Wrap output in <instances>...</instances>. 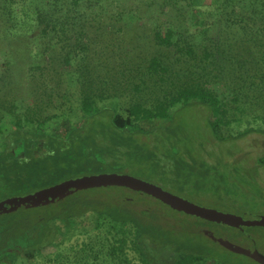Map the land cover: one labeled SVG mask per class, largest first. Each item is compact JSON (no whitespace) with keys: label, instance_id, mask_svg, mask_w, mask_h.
Masks as SVG:
<instances>
[{"label":"rangeland","instance_id":"1","mask_svg":"<svg viewBox=\"0 0 264 264\" xmlns=\"http://www.w3.org/2000/svg\"><path fill=\"white\" fill-rule=\"evenodd\" d=\"M200 1L209 4L212 0ZM113 3L114 10L123 9V17L116 14L117 19H114L106 15L105 29L90 25L85 37L89 41L85 54L70 64L60 49H49L52 54L31 57L30 49L37 50L44 38L33 35L38 32L36 29L17 33L6 29L10 19L0 1V139L20 118L27 130L43 129L64 136L72 126L85 119L83 100L91 96L94 106L102 111L95 117L96 122L92 119L83 132L87 135L93 127H99L112 142L115 126L111 114L121 113L125 118L136 102L150 108L169 104L174 97H179L180 90L202 80L220 95L225 105L230 124L223 125L222 135H241L248 126H264L260 119L264 117V103L261 106L256 97L250 98L245 93L234 96L232 92V81L239 75L236 73L241 72L244 84L257 81L253 86L258 88H254L253 93L264 96V78L263 82L259 81V75L264 76V54L251 49L241 35L226 44L229 53L212 52L208 57L203 54L201 45L187 48L183 42L186 37H192L193 21L197 20L192 14L190 0H114ZM170 27L182 33L171 44L164 41ZM258 38V49L264 50V28ZM155 58L160 64L156 69L151 67ZM32 66L36 69L32 70ZM184 103V99L179 98L170 105L169 116L134 119L142 127L136 136L132 128L117 129L118 139L119 135H127L125 143L119 142V154L112 155L111 160L107 152L99 162L87 163L80 159L70 169L42 181L44 184L40 188L86 175L127 174L205 208L233 213L244 219L264 216V134L259 131L242 135L237 140H220L209 126L208 121L213 119L209 109L198 102ZM97 139L100 144L96 143L93 148L89 139L88 145L91 149L97 148L95 152L99 153L107 147V139L103 134ZM2 146L0 143V149ZM111 148L113 151L114 146ZM40 188L11 196L26 195ZM89 189H99L101 192L92 191L109 196L132 197L138 208H156L162 213L160 220L167 226L191 225L190 221H197L200 224H192L188 229L199 231L202 239L226 260L260 264L226 248L207 236L209 232L206 231L264 254L263 225L235 227L207 220L126 186ZM45 205H42V213L49 211ZM98 225L92 212H88L78 217L74 233L63 242L61 235L41 252H17L15 257H3L0 264H61L63 261L65 264H113L110 259H96L92 251L88 252L89 256L81 250L91 238L105 231ZM129 254L137 258L134 251ZM148 254L156 257L160 264L173 261L169 251L158 252L152 244H148ZM204 261L219 264L211 258Z\"/></svg>","mask_w":264,"mask_h":264},{"label":"trees","instance_id":"2","mask_svg":"<svg viewBox=\"0 0 264 264\" xmlns=\"http://www.w3.org/2000/svg\"><path fill=\"white\" fill-rule=\"evenodd\" d=\"M0 1L3 11L8 13L10 19L6 29L15 33L36 29L38 32L33 35L44 38L37 50L30 49L31 57H39L42 53L52 54L54 50L60 49L70 64L85 54L89 43L85 37L90 25L96 24L97 27L105 29L106 15L110 14L114 19H117L116 14L123 17V9L114 10L112 7L114 0ZM190 1L192 14L197 20L193 21L195 31H191L192 37H186L183 41L187 48L201 45L203 54L208 57L212 52L227 54L229 51L226 44H230L233 38L239 39L241 35L243 42L249 43L251 49H257L264 54L263 49H258L259 32L264 28V0H212L209 4L200 0ZM107 6L111 9L106 8ZM131 16L135 18L133 13ZM167 32L164 41L169 44L182 34L178 28L172 27ZM49 49L53 51H48ZM159 66V60L153 59L151 67L156 69ZM33 69L36 67L32 66ZM89 71L86 70L87 73ZM74 72L77 73L76 70ZM237 74L239 75L232 81L231 86L234 96L249 94L250 98L256 97L257 103L262 106L264 96L253 93V89L258 88L253 86L257 81L244 84L241 72ZM259 76V81L263 82L264 76ZM179 98L184 99V104L198 102L209 109L213 117L208 121L209 126L220 140H237L242 135L259 131L264 134V126L260 125L248 126L242 130L241 135H222L220 130L223 125L230 124V120L226 119L227 111L222 98L204 80L180 90L179 97H174L169 104L161 103L158 108H150L136 102L130 108V115L125 118L121 113L111 114L115 126L112 142L99 127H93L90 133L84 134L86 125L92 119L95 121L97 114L102 111L100 107L94 106L95 100L91 96H86L83 100L85 119L72 126L66 135L61 136L43 129L27 130L20 118L15 127L0 139V143H3L0 149V200L42 187V181L56 176L61 170L70 169L80 159L87 163L99 162L100 157L107 152L111 160L112 155L119 154L117 147L120 143H125L127 135H119L118 139V134H115L117 129L132 128V133L136 136L142 131V127L134 119L169 116V106L179 101ZM49 118L50 116L47 119ZM260 119L264 124V117ZM101 134L107 139V147L96 153L97 148L91 149L88 141L91 140L94 148L96 143H101L97 139ZM44 149L47 151L42 152ZM92 190L101 192L99 189L89 188L75 191L63 199L46 204L45 208L49 210L46 213H42V205H22L11 212L0 211V261L5 256L15 257L17 252H41L48 245L54 244L61 235L63 242L74 233L78 217L92 212L98 227L105 231H101L98 237L91 238L81 250L87 255L92 251L96 259H110L113 264H160L156 257L148 254V244H152L157 247L158 252L169 251L173 258L171 264H206L207 261L204 260L207 258L219 264H248L226 260L202 239L199 231L188 229L192 224H200L197 221H190L191 225L183 223L178 227L167 226L160 220L162 213L156 208H138L132 197L109 196ZM86 232L89 233L90 230L87 229ZM206 232L210 233L207 236H211L210 230ZM131 250L137 253V258L131 257ZM59 259L58 256L57 260Z\"/></svg>","mask_w":264,"mask_h":264},{"label":"water","instance_id":"3","mask_svg":"<svg viewBox=\"0 0 264 264\" xmlns=\"http://www.w3.org/2000/svg\"><path fill=\"white\" fill-rule=\"evenodd\" d=\"M109 185L126 186L134 190L146 192L162 200L174 209L194 214L207 220L222 222L235 227H240L242 225L264 226V216L259 219H244L242 216L233 213H226L216 209L205 208L178 195L172 194L158 185L127 174L118 173H103L86 175L79 178H71L40 188L26 195L9 196L0 201V211L11 212L17 210L22 205H45L54 202L57 199H63L77 190ZM211 236L226 248L237 253L248 255L257 261L264 263V254L258 249L252 250L250 248L237 245L225 238L215 237L213 234Z\"/></svg>","mask_w":264,"mask_h":264},{"label":"flooded vegetation","instance_id":"4","mask_svg":"<svg viewBox=\"0 0 264 264\" xmlns=\"http://www.w3.org/2000/svg\"><path fill=\"white\" fill-rule=\"evenodd\" d=\"M210 234V233H209ZM248 256V255H247ZM250 257V256H249ZM251 259H254V258H252V257H250ZM255 260V259H254ZM256 262H258V263H260V264H264V263H262V262H260V261H257V260H255Z\"/></svg>","mask_w":264,"mask_h":264}]
</instances>
